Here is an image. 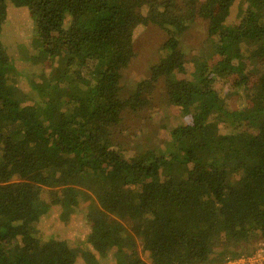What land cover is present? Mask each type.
<instances>
[{
	"label": "trees",
	"instance_id": "trees-1",
	"mask_svg": "<svg viewBox=\"0 0 264 264\" xmlns=\"http://www.w3.org/2000/svg\"><path fill=\"white\" fill-rule=\"evenodd\" d=\"M12 6L32 52L3 42ZM138 25L166 54L126 85ZM81 203L109 264H226L264 243V0H0V264H76L41 221Z\"/></svg>",
	"mask_w": 264,
	"mask_h": 264
},
{
	"label": "rangeland",
	"instance_id": "rangeland-1",
	"mask_svg": "<svg viewBox=\"0 0 264 264\" xmlns=\"http://www.w3.org/2000/svg\"><path fill=\"white\" fill-rule=\"evenodd\" d=\"M236 1V0H235ZM9 13L6 17L7 23L4 25L3 42L10 48V52L18 54L21 50L24 52L21 45L28 47L29 52H32L30 43L26 40L28 36L33 33V19L29 15L28 11L22 7H9ZM234 13V12H233ZM233 13L229 16L228 21L233 17ZM197 27L190 30L189 36L184 39L185 45L190 44L191 47H197L198 33ZM164 38V31L160 28H155L153 25H138L134 31L133 42L136 50V57L129 64L127 70L124 73V84L132 85L135 81H139L146 77L148 74L149 66L154 63L160 55H165L166 50L158 48L162 39ZM31 42V41H30ZM19 55V54H18ZM25 55L23 56V58ZM17 66L23 76L28 77L33 71L38 70L41 66L48 67V62L44 64H24L18 62ZM20 86L28 89L27 79L20 82ZM153 99L155 101L157 115H165L174 117L177 114V110L166 104L164 94L157 90ZM174 115V116H173ZM81 203L74 209H66L60 211V209H49L48 213L43 217L41 221L42 227H47L46 230L53 231L60 238L68 239L74 248L76 253V264H84L81 253L86 251H93L97 260L102 264H109L114 262V258L111 253L100 254L94 251L88 242L89 226L85 216V206ZM132 239H136V236H132ZM261 243H256L258 247ZM255 247V249L257 248ZM241 255H248L247 253H240ZM145 258V253H141ZM227 258V257H226ZM264 261V260H262Z\"/></svg>",
	"mask_w": 264,
	"mask_h": 264
},
{
	"label": "built area",
	"instance_id": "built-area-1",
	"mask_svg": "<svg viewBox=\"0 0 264 264\" xmlns=\"http://www.w3.org/2000/svg\"><path fill=\"white\" fill-rule=\"evenodd\" d=\"M264 260V243H261L248 255L239 254L236 257H227L226 264H262Z\"/></svg>",
	"mask_w": 264,
	"mask_h": 264
}]
</instances>
